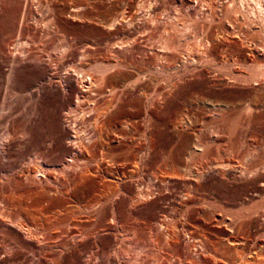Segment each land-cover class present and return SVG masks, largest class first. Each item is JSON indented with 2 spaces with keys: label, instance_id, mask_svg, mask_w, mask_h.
Segmentation results:
<instances>
[{
  "label": "rangeland",
  "instance_id": "374dc122",
  "mask_svg": "<svg viewBox=\"0 0 264 264\" xmlns=\"http://www.w3.org/2000/svg\"><path fill=\"white\" fill-rule=\"evenodd\" d=\"M0 264H264V0H0Z\"/></svg>",
  "mask_w": 264,
  "mask_h": 264
},
{
  "label": "bare ground",
  "instance_id": "6f19581e",
  "mask_svg": "<svg viewBox=\"0 0 264 264\" xmlns=\"http://www.w3.org/2000/svg\"><path fill=\"white\" fill-rule=\"evenodd\" d=\"M148 7V10H150L151 8H152V5L151 4H149L148 3V5H147ZM211 6H213V5H211ZM213 9V8H212ZM203 10V9H202ZM212 11V10H211ZM214 12V11H213ZM236 12H238V11H236ZM209 13V12H208ZM236 14V13H235ZM213 16V15H212ZM128 17V16H127ZM237 17V16H236ZM244 18V17H243ZM173 19V18H172ZM145 22V21H144ZM195 22V21H194ZM130 24V23H129ZM125 28V27H124ZM260 32V31H259ZM210 36V35H209ZM203 40V39H202ZM132 42V41H131ZM128 43V42H127ZM207 47V46H206ZM132 49V48H131ZM134 49V48H133ZM206 50V49H205ZM254 60V59H253ZM235 61V60H234ZM120 64V63H119ZM123 64V63H122ZM243 64V63H242ZM125 65V64H124ZM114 66V65H113ZM117 68V67H116ZM262 68V67H261ZM259 70V69H258ZM260 72V71H259ZM142 73V72H141ZM258 76V75H257ZM17 118V117H16ZM104 124V123H103ZM117 126V125H116ZM113 127V126H112ZM118 129V128H117ZM96 130H97V128H96ZM98 131V130H97ZM27 132V131H26ZM104 133V132H103ZM107 133V132H106ZM109 133V132H108ZM107 133V134H108ZM116 133V132H115ZM97 134V133H96ZM92 136V135H91ZM98 136V135H97ZM101 136V135H100ZM110 136V135H109ZM18 137V136H17ZM122 137H124L123 135H122ZM89 138V137H88ZM102 138H104V137H102ZM110 138V137H109ZM82 140H84V138H82ZM121 140V139H120ZM104 141V140H103ZM28 142H30V141H28ZM107 143V142H106ZM110 152V151H109ZM82 153V152H81ZM115 157V156H114ZM77 159V158H76ZM111 159V158H110ZM113 159V158H112ZM75 160V159H74ZM108 162H109V160H108ZM114 162V161H113ZM99 163V162H98ZM230 165V164H229ZM71 166H73V165H71ZM220 166V165H219ZM243 166V165H242ZM85 167V166H84ZM90 167V166H89ZM74 168V167H73ZM82 169V168H81ZM91 169V168H90ZM107 170V169H106ZM245 170V169H244ZM81 171V170H80ZM70 172V171H69ZM244 172V171H243ZM65 173V172H64ZM78 173H79V171H78ZM66 174V173H65ZM77 174V173H76ZM86 175V174H85ZM200 175V174H199ZM76 176V175H75ZM203 176V175H202ZM201 177V176H200ZM98 178H99V176H98ZM204 179V178H203ZM104 181V180H103ZM107 182V181H106ZM29 183V182H28ZM108 192V191H107ZM95 206V205H94ZM162 229V228H161Z\"/></svg>",
  "mask_w": 264,
  "mask_h": 264
}]
</instances>
